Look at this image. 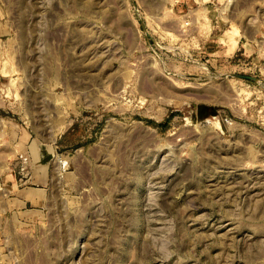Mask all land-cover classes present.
I'll return each instance as SVG.
<instances>
[{
  "label": "rangeland",
  "instance_id": "1",
  "mask_svg": "<svg viewBox=\"0 0 264 264\" xmlns=\"http://www.w3.org/2000/svg\"><path fill=\"white\" fill-rule=\"evenodd\" d=\"M0 264H264V0H0Z\"/></svg>",
  "mask_w": 264,
  "mask_h": 264
},
{
  "label": "crops",
  "instance_id": "2",
  "mask_svg": "<svg viewBox=\"0 0 264 264\" xmlns=\"http://www.w3.org/2000/svg\"><path fill=\"white\" fill-rule=\"evenodd\" d=\"M33 155H37V162L35 161L34 165H37L39 167V172H40V178H41V184L45 183L46 176H45V168L46 166L41 164L39 161V152L34 148L32 150ZM7 182L8 185L10 186V191L13 192L12 196L10 198V204L12 205H18L19 207H23V205L29 201V196L28 194H24L23 188H20V184L18 183V180L14 178L12 173H9L7 176Z\"/></svg>",
  "mask_w": 264,
  "mask_h": 264
}]
</instances>
